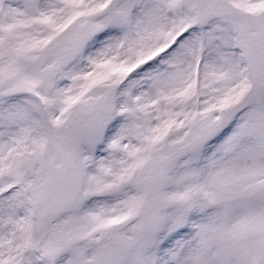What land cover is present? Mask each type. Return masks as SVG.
I'll use <instances>...</instances> for the list:
<instances>
[{"label": "snow or ice", "instance_id": "1", "mask_svg": "<svg viewBox=\"0 0 264 264\" xmlns=\"http://www.w3.org/2000/svg\"><path fill=\"white\" fill-rule=\"evenodd\" d=\"M0 264H264V0H0Z\"/></svg>", "mask_w": 264, "mask_h": 264}]
</instances>
